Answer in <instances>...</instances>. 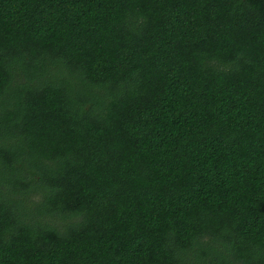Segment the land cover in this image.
I'll use <instances>...</instances> for the list:
<instances>
[{"label": "trees", "instance_id": "trees-1", "mask_svg": "<svg viewBox=\"0 0 264 264\" xmlns=\"http://www.w3.org/2000/svg\"><path fill=\"white\" fill-rule=\"evenodd\" d=\"M0 264H264V0H0Z\"/></svg>", "mask_w": 264, "mask_h": 264}]
</instances>
